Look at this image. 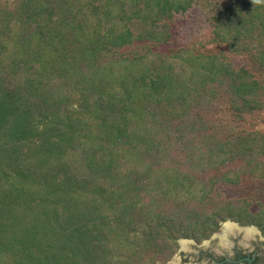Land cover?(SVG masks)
Masks as SVG:
<instances>
[{"label": "trees", "instance_id": "obj_1", "mask_svg": "<svg viewBox=\"0 0 264 264\" xmlns=\"http://www.w3.org/2000/svg\"><path fill=\"white\" fill-rule=\"evenodd\" d=\"M0 0V264H167L264 205V0ZM225 45V46H222ZM245 57L235 66L230 56Z\"/></svg>", "mask_w": 264, "mask_h": 264}, {"label": "rangeland", "instance_id": "obj_2", "mask_svg": "<svg viewBox=\"0 0 264 264\" xmlns=\"http://www.w3.org/2000/svg\"><path fill=\"white\" fill-rule=\"evenodd\" d=\"M2 1L13 2L14 0ZM206 1L207 0H199V3H196L186 13L176 15V21L173 26L172 43L165 46H208L213 50L217 48L216 46H219L211 42L212 28L208 20L206 19ZM230 60L234 63L235 66H242L246 64L248 65V61L245 57L231 55ZM249 124L253 125L256 128H259L264 132V111L259 112L252 117H249ZM221 189L222 192L227 196L247 197L251 199L252 209L254 211L259 210L264 205V179H259L253 176H247L243 178L240 184L222 185ZM223 224L224 222L221 224V228ZM256 228L257 230L255 231L254 235L257 234L258 236L253 237V240L263 242L264 234L259 227L256 226ZM184 249L188 250L187 245L184 246ZM181 252L182 250L180 244L178 251L167 262V264H180L182 261L185 260L187 261V263H190L192 256H188V254L186 253L182 254Z\"/></svg>", "mask_w": 264, "mask_h": 264}, {"label": "flooded vegetation", "instance_id": "obj_3", "mask_svg": "<svg viewBox=\"0 0 264 264\" xmlns=\"http://www.w3.org/2000/svg\"><path fill=\"white\" fill-rule=\"evenodd\" d=\"M225 225H222L221 231L216 232L219 235L213 237L214 233L206 239L209 241L206 244H202L204 241L188 243V250L184 249L181 253L192 256L191 262L187 263L185 260L180 264H264V240H253L257 234L249 239L245 238L247 228L242 227L247 225L241 224L235 225L234 231L222 240Z\"/></svg>", "mask_w": 264, "mask_h": 264}, {"label": "water", "instance_id": "obj_4", "mask_svg": "<svg viewBox=\"0 0 264 264\" xmlns=\"http://www.w3.org/2000/svg\"><path fill=\"white\" fill-rule=\"evenodd\" d=\"M227 223H231V224H234V225H239L237 222H235V221H232V220H227V221H225L224 222V224H227ZM241 227V226H240ZM242 228H254L255 230H257V228H256V226H253V225H251V226H246V227H242ZM217 235H219L218 233H215L214 235H213V237H215V236H217ZM180 244H181V250H183L184 249V246L185 245H187L188 243H196L195 242V240H193V239H188V238H182V239H180ZM209 241L208 240H204V242L202 243V244H206V243H208ZM249 261H250V259H249Z\"/></svg>", "mask_w": 264, "mask_h": 264}, {"label": "bare ground", "instance_id": "obj_5", "mask_svg": "<svg viewBox=\"0 0 264 264\" xmlns=\"http://www.w3.org/2000/svg\"><path fill=\"white\" fill-rule=\"evenodd\" d=\"M235 229V225L231 224V223H227L225 225V233H224V236H223V239L224 240L225 238H227V236L232 233ZM241 229V228H240ZM255 229L254 228H247V230L245 231V238L249 239L250 237H252L254 234H255Z\"/></svg>", "mask_w": 264, "mask_h": 264}]
</instances>
